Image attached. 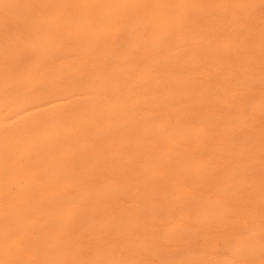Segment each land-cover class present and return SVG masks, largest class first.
I'll return each instance as SVG.
<instances>
[{"label": "bare ground", "instance_id": "bare-ground-1", "mask_svg": "<svg viewBox=\"0 0 264 264\" xmlns=\"http://www.w3.org/2000/svg\"><path fill=\"white\" fill-rule=\"evenodd\" d=\"M0 264H264V0H0Z\"/></svg>", "mask_w": 264, "mask_h": 264}, {"label": "rangeland", "instance_id": "rangeland-1", "mask_svg": "<svg viewBox=\"0 0 264 264\" xmlns=\"http://www.w3.org/2000/svg\"><path fill=\"white\" fill-rule=\"evenodd\" d=\"M247 74L246 73H244V74H241V73H238V76L237 75H234L233 76V80H234V83H235V87L238 89V91H242L243 89V87H244V82H245V79H244V76H246ZM241 76H243V77H241ZM238 77V78H237ZM237 79H239V80H237ZM242 79V80H241ZM244 81V82H243ZM240 89V90H239Z\"/></svg>", "mask_w": 264, "mask_h": 264}]
</instances>
